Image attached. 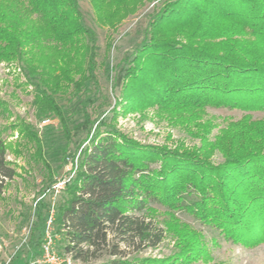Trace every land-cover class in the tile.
I'll use <instances>...</instances> for the list:
<instances>
[{
    "label": "trees",
    "instance_id": "obj_1",
    "mask_svg": "<svg viewBox=\"0 0 264 264\" xmlns=\"http://www.w3.org/2000/svg\"><path fill=\"white\" fill-rule=\"evenodd\" d=\"M149 1L159 7L148 35L120 63L127 68L112 116L93 118L85 106L84 121L75 126L85 135L65 150L72 167L60 200L47 203L42 193L36 201L35 251L43 254L52 211L54 242L60 236L64 253L84 263L104 253L127 258L158 248L167 235L175 242L171 255L110 264L210 262L209 243L218 244L217 236L249 248L264 243V117L251 114L264 112V0H90L99 26L111 28ZM1 62L25 73L22 86L33 88L37 119L58 118L70 140L58 96L99 89L98 69L106 66L98 62L97 36L85 25L79 0H0ZM149 108L200 146L143 144L117 128L120 113ZM208 108L245 114L227 120L212 140L216 125L206 120ZM0 112L13 115L1 99ZM9 129L19 133L30 159L44 165L53 193L57 180L44 142L17 116L0 129V195L18 175L2 137ZM216 153L223 162L213 160ZM153 205L166 209L163 225ZM179 212L213 237L180 222Z\"/></svg>",
    "mask_w": 264,
    "mask_h": 264
},
{
    "label": "rangeland",
    "instance_id": "obj_2",
    "mask_svg": "<svg viewBox=\"0 0 264 264\" xmlns=\"http://www.w3.org/2000/svg\"><path fill=\"white\" fill-rule=\"evenodd\" d=\"M84 23L93 29L97 36L98 62L106 66L98 69L100 88L89 86L78 96L69 93L58 96V103L62 107L66 122L71 130L70 140L67 138L63 125L58 118L39 120L33 105V88L22 86L26 82V75L16 65L0 63V99L10 105L13 115L7 118L0 112V129L9 127L16 117L27 121L38 130L44 142V155L51 165L54 179L61 183L69 177L71 164H65V150H73L76 142L85 135L84 131L75 130V126L84 121V108H87L92 117L110 118V110L120 97V86L126 72V65L121 61L126 56H132L139 44L148 35L151 18L156 14L159 3L149 1L139 7L134 14L122 20L118 26L101 27L96 21L90 0H79ZM111 43V46L109 45ZM106 67L109 69L106 70ZM116 82V85H115ZM121 109V108H120ZM119 109V110H120ZM245 112L231 109L208 108L206 120L212 121L213 128L210 138L213 140L227 120H237ZM254 118H263L264 112L251 113ZM45 121V122H44ZM117 128L137 141L148 145L168 146L177 145L199 147L200 141L179 126H174L157 114L156 108H149L145 112H130L119 114ZM19 133L9 129L3 131L2 137L7 143V160L17 169L14 178L0 195V264H47L43 254L35 251V242L39 233L34 228L37 223L36 201L39 195L47 193L45 200L54 204L60 200V193L56 190L48 192L50 180L44 165L36 164L30 159V150L19 139ZM16 151H21L17 154ZM216 163L223 162L219 153L213 157ZM54 188V187H53ZM39 200V199H38ZM152 207L158 210L156 219L163 225V219H168L165 208L160 205ZM180 222L201 230L208 240L214 233L200 224L187 213H177ZM60 236L56 237L54 251L61 258L67 255L59 244ZM218 244L209 243L211 261H199L194 264H264V243L249 248L226 241L217 236ZM175 242L171 235H167L163 243L155 249H148L141 253H131L127 258H120L104 253L99 259L89 262L74 261V264H110L113 260H128L134 258H163L172 254ZM32 254H34L32 256ZM137 264V263H134Z\"/></svg>",
    "mask_w": 264,
    "mask_h": 264
},
{
    "label": "built area",
    "instance_id": "obj_3",
    "mask_svg": "<svg viewBox=\"0 0 264 264\" xmlns=\"http://www.w3.org/2000/svg\"><path fill=\"white\" fill-rule=\"evenodd\" d=\"M45 122V121H44ZM65 181L61 183H57L54 186V190L59 192L64 188ZM53 232V211L47 223V231H46V238L45 243L43 245V258L47 264H74L73 259L71 256L67 255L65 258H61L56 254L54 251V239L52 236Z\"/></svg>",
    "mask_w": 264,
    "mask_h": 264
}]
</instances>
